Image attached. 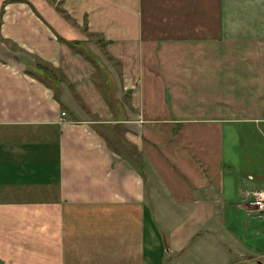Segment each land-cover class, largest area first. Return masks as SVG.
<instances>
[{
	"label": "crops",
	"instance_id": "1",
	"mask_svg": "<svg viewBox=\"0 0 264 264\" xmlns=\"http://www.w3.org/2000/svg\"><path fill=\"white\" fill-rule=\"evenodd\" d=\"M261 186L264 0H0V264H264Z\"/></svg>",
	"mask_w": 264,
	"mask_h": 264
},
{
	"label": "built area",
	"instance_id": "2",
	"mask_svg": "<svg viewBox=\"0 0 264 264\" xmlns=\"http://www.w3.org/2000/svg\"><path fill=\"white\" fill-rule=\"evenodd\" d=\"M241 195L242 204L247 206L248 215L261 222L264 230V186L245 189Z\"/></svg>",
	"mask_w": 264,
	"mask_h": 264
},
{
	"label": "rangeland",
	"instance_id": "3",
	"mask_svg": "<svg viewBox=\"0 0 264 264\" xmlns=\"http://www.w3.org/2000/svg\"><path fill=\"white\" fill-rule=\"evenodd\" d=\"M41 68V67H40ZM45 74H47V73H45Z\"/></svg>",
	"mask_w": 264,
	"mask_h": 264
},
{
	"label": "trees",
	"instance_id": "4",
	"mask_svg": "<svg viewBox=\"0 0 264 264\" xmlns=\"http://www.w3.org/2000/svg\"><path fill=\"white\" fill-rule=\"evenodd\" d=\"M39 67H41V66H39ZM41 69V68H40Z\"/></svg>",
	"mask_w": 264,
	"mask_h": 264
}]
</instances>
